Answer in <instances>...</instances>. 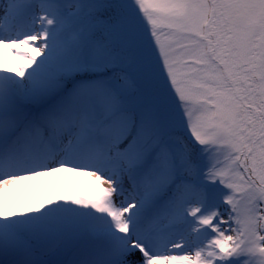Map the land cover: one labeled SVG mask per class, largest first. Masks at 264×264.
Returning <instances> with one entry per match:
<instances>
[{
	"label": "snow or ice",
	"instance_id": "1",
	"mask_svg": "<svg viewBox=\"0 0 264 264\" xmlns=\"http://www.w3.org/2000/svg\"><path fill=\"white\" fill-rule=\"evenodd\" d=\"M0 264H264V0H0Z\"/></svg>",
	"mask_w": 264,
	"mask_h": 264
},
{
	"label": "rangeland",
	"instance_id": "2",
	"mask_svg": "<svg viewBox=\"0 0 264 264\" xmlns=\"http://www.w3.org/2000/svg\"><path fill=\"white\" fill-rule=\"evenodd\" d=\"M30 51V50H29ZM68 179H81L80 177H67Z\"/></svg>",
	"mask_w": 264,
	"mask_h": 264
}]
</instances>
